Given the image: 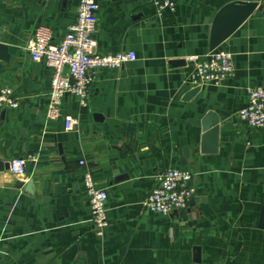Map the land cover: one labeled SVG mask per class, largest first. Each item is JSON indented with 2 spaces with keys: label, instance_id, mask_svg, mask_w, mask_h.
<instances>
[{
  "label": "crops",
  "instance_id": "obj_1",
  "mask_svg": "<svg viewBox=\"0 0 264 264\" xmlns=\"http://www.w3.org/2000/svg\"><path fill=\"white\" fill-rule=\"evenodd\" d=\"M96 1L98 52L136 59L100 69L86 106L63 97L62 114L80 121L65 131L45 117L51 70L24 46L38 25L59 42L78 0H0V87L18 100L0 108V264H264V133L238 117L246 88H264V5L218 47L232 76L193 86L188 56L209 51L210 19L233 0H176L161 15L151 0ZM16 156L37 159L15 175ZM167 167L190 171L195 190L162 215L142 202ZM85 171L107 193L102 235Z\"/></svg>",
  "mask_w": 264,
  "mask_h": 264
},
{
  "label": "built area",
  "instance_id": "obj_2",
  "mask_svg": "<svg viewBox=\"0 0 264 264\" xmlns=\"http://www.w3.org/2000/svg\"><path fill=\"white\" fill-rule=\"evenodd\" d=\"M155 11L161 15L164 10L174 11L176 0H151ZM264 5V0H257ZM97 11L96 0H78L76 17L59 42H54L51 29L46 25H38L27 39L25 49L34 61H42L51 70L49 99L46 106L47 120L63 119L65 131H74L79 126V116L62 114L61 103L65 95L78 98L80 106H86L88 88L96 78L100 69H118L125 62L136 59L133 50L120 51L114 54H101L97 50ZM194 68L188 76L193 86L219 85L232 76V54L226 50L215 48L202 55L188 56ZM18 100L8 86L0 87V108H15ZM239 119L249 127L264 133V88H246L245 105L238 111ZM35 161L36 156H28ZM22 156L9 160V170L15 175H22L26 170V161ZM83 158L79 164L84 165ZM192 173L178 167H167L157 178L156 186L143 200V206L162 215L185 208L194 193ZM85 192L89 199L91 221L98 235H102L108 226L106 216L107 193L104 188L97 187L89 171L83 173ZM222 264V263H215Z\"/></svg>",
  "mask_w": 264,
  "mask_h": 264
},
{
  "label": "water",
  "instance_id": "obj_3",
  "mask_svg": "<svg viewBox=\"0 0 264 264\" xmlns=\"http://www.w3.org/2000/svg\"><path fill=\"white\" fill-rule=\"evenodd\" d=\"M258 7L257 0H233L223 4L210 19L209 50L219 47L254 11L259 9ZM9 57L8 45L0 41V59L7 61ZM214 130L216 132V129ZM215 145L216 134L212 139V151L215 150Z\"/></svg>",
  "mask_w": 264,
  "mask_h": 264
}]
</instances>
